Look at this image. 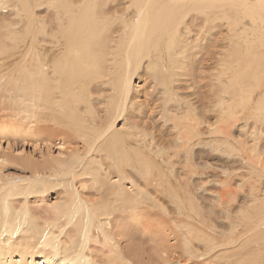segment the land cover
Listing matches in <instances>:
<instances>
[{"label": "bare ground", "instance_id": "bare-ground-1", "mask_svg": "<svg viewBox=\"0 0 264 264\" xmlns=\"http://www.w3.org/2000/svg\"><path fill=\"white\" fill-rule=\"evenodd\" d=\"M42 5L49 7L53 15L52 19L47 18L48 22L38 18L37 10ZM4 9H11L8 10L12 12L11 19L2 18L1 10ZM136 17L137 22L134 20ZM39 37H51L50 44L56 56L46 52ZM25 39L28 44L32 42L30 45H39L40 55H50L47 65L37 64V68L33 65L27 70L20 65L27 74L26 78L31 76L26 90L31 94V100L40 99L50 111L45 114L44 122L59 128L56 130L61 136L78 135L92 146L105 136L108 138L123 114L130 112L142 116L146 103L152 104L157 92H165V89L159 91L165 87L160 85L157 90L147 92L145 100L138 103V94L134 93L136 97L132 94L133 78L135 75L139 77L141 70L146 79L162 83L160 80L166 78L172 85L184 82L195 87L197 93H200L202 80L224 86V94L234 98L230 96L231 99L226 100L223 97L219 102L223 106L217 104L221 109L218 111L220 117L214 124L216 127H211V133L230 137L234 124L241 116L248 115L250 117L245 121L248 120L249 124L251 121L255 146L248 147L246 141L229 145L242 158L248 174L231 176L232 180L226 182V188L220 195L219 206L226 219L232 217L231 230L224 234L225 242L232 245L230 247L241 242V246L231 255H221L217 259L225 261L224 264H264V152L258 148L264 145V0H0V61L14 55L11 53ZM24 55L26 57L27 54ZM205 70H212L216 75L211 78L215 80L205 77ZM171 93L174 94L172 86ZM186 104L189 106L188 117L175 125L182 127L176 147L187 149L206 118L200 110L202 101ZM133 127L135 136L144 137L142 142H147V137L152 142L153 137L147 134L146 127L138 123ZM113 137L104 143L109 155L118 145ZM119 142L122 144L124 140ZM56 162L59 172L63 171L65 166L61 165L62 162ZM235 177L242 183L233 192L230 189ZM169 185L171 188V183ZM144 192L150 207H157L164 218L169 216L167 207L159 201L155 203L151 195ZM176 195L180 201L179 213L195 224L205 226L199 209L192 202L188 208L184 200L179 199V194ZM116 197L122 205L126 204L124 198ZM137 199L136 205L142 203L143 197ZM241 199L249 205L239 206ZM234 206L238 208L236 217L232 216ZM137 210V207L130 210L135 217L139 216ZM185 210L187 214H184ZM59 211V219L71 225L74 223L79 229L76 219L80 214L79 205L73 203L65 211L61 207L55 208L56 213ZM27 220L26 211L15 208L10 200L0 204V264H55L59 256L62 262L73 264L82 259L88 240L84 234V223L82 241L59 246L56 238H52L50 243L55 228L53 224L46 222L45 227L38 229L30 224L32 229H23ZM187 224L181 225L185 231L178 237H183L182 241L176 239L177 244H170L165 222H159L158 227L151 225L156 227L150 238L156 239L153 244H158L154 248L159 255L171 256L178 243L182 244V251L191 256L195 252V241H202L209 250L220 244L217 239L221 234L216 230L204 229L206 233L192 229L193 223L189 229ZM119 229L123 232L122 228ZM23 230L27 236L21 234ZM7 249V255L12 256H4ZM16 255L18 260L14 258ZM94 264L132 263L123 254L112 253L105 261Z\"/></svg>", "mask_w": 264, "mask_h": 264}, {"label": "rangeland", "instance_id": "rangeland-1", "mask_svg": "<svg viewBox=\"0 0 264 264\" xmlns=\"http://www.w3.org/2000/svg\"><path fill=\"white\" fill-rule=\"evenodd\" d=\"M48 9L45 5L40 6L37 10L38 18L52 19L53 15ZM8 10L11 9L1 10L2 18H12V12ZM134 20L137 22L138 17ZM49 38L51 39L39 37L44 42L40 43L46 48V52L56 56L50 44L52 39ZM22 40L16 51L11 53L14 55L0 61V204L8 199L15 208L26 211L28 220L24 222L23 229H32L30 224L37 229L45 227L46 222L53 224L55 228L50 243L52 238H56L59 246L82 241L84 223L87 244L82 251V259L79 258L73 264H94L103 259L105 261L112 253L123 254L132 264H224L225 261L218 260L217 257L231 255L234 249L241 246V242L237 243L239 246L233 245L234 247L225 242L224 234L231 230L232 217L225 218V213L219 206V198L226 188V182L232 180L231 176L238 173L248 174L242 158L229 145L246 141L248 147L255 146L251 121L250 124L248 120L245 121L250 117L248 115L241 116L234 124L228 139L225 135L211 133V127H216L214 124H217L220 117L219 102L223 101V97L229 100L234 96L225 95L224 86L209 80H202L200 93H197L195 87L184 82L172 85L166 78L160 80L162 83L159 80L146 79L141 70L140 76L135 75L133 78L132 94H138V103L145 100L147 92L157 90L160 85L167 87L159 90L163 92L165 89V92H157L153 103H146L142 116L130 112L123 114L116 121L108 138L105 136L92 146L78 135L61 136L56 130L59 128L44 122L45 114L50 111L40 99L31 100V94L26 91L31 76L28 74L30 78L27 79L21 66L27 70V67L33 65V68L42 63L47 65L50 55H40L37 48L39 45H30L32 42L28 44V40ZM23 53L28 55L27 60ZM21 57L26 60L24 63ZM203 74L215 80L211 78L216 75L212 70H205ZM171 86L174 94L171 93ZM199 100L202 101L200 110L206 121L199 128L200 134L188 143L187 149L177 148L182 127H176L175 124L188 117L189 106L186 103L196 104ZM135 123L146 127L147 134L153 137L152 142H149L148 137L145 140L147 142H142L144 137L135 136ZM228 126L229 124L226 127ZM112 135L118 145L109 155L104 143L111 140ZM120 139L124 140L122 144ZM258 148L264 152V145H259ZM58 160L65 166L60 172L56 162ZM168 182L171 183V188ZM241 183L236 178L230 190H238ZM143 191L146 195L149 193L155 203L159 201L167 207L169 216L164 218V214L157 207H150ZM176 194H179V199L184 200L188 208L192 202L199 209L200 219L205 226L201 227L179 213L180 201ZM116 196L124 198L126 204L122 205ZM141 197L142 203L136 205L137 198ZM239 202V206L249 205L244 199ZM73 203L80 208V214L76 217L79 229L74 223L71 225L64 219H59L61 210L55 212V208L61 207L65 211ZM136 207L139 214L137 217L130 211ZM183 212L188 213L186 210ZM237 214L238 208L234 206L232 216L236 217ZM161 221L169 229L170 244H177L176 239L183 240V237H178L185 231L182 226H186L187 222L189 229L194 224L192 229H200L202 232H206L204 229L216 230V233L221 234L217 239L220 244L209 250L202 241H195V252L191 256L183 252L182 244L178 243L177 248L170 253L171 256L164 253L159 255L154 248L158 244H153L156 239L151 240L150 236L156 229L151 225L158 227ZM119 227L123 232H119ZM21 232L22 235H28L25 230ZM14 239L20 241L17 237ZM46 252L49 251L46 249ZM8 253L9 249L4 252V256H12L7 255ZM14 258L16 260L19 257L16 255ZM58 258L55 259V264H69L68 261L62 262L61 256Z\"/></svg>", "mask_w": 264, "mask_h": 264}]
</instances>
